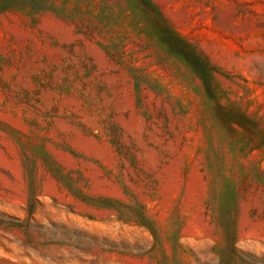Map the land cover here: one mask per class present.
<instances>
[{
	"label": "rangeland",
	"instance_id": "1",
	"mask_svg": "<svg viewBox=\"0 0 264 264\" xmlns=\"http://www.w3.org/2000/svg\"><path fill=\"white\" fill-rule=\"evenodd\" d=\"M0 264H264V0H0Z\"/></svg>",
	"mask_w": 264,
	"mask_h": 264
}]
</instances>
